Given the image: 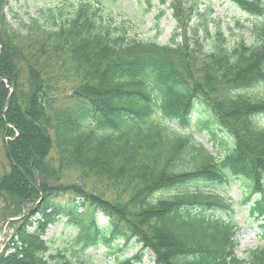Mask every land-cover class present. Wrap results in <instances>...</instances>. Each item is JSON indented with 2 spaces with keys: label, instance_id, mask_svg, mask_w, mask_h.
<instances>
[{
  "label": "trees",
  "instance_id": "trees-1",
  "mask_svg": "<svg viewBox=\"0 0 264 264\" xmlns=\"http://www.w3.org/2000/svg\"><path fill=\"white\" fill-rule=\"evenodd\" d=\"M157 1L179 23L190 10L205 52L186 36L134 38L90 3L9 19L0 0V220L18 217L0 264H52L45 235L63 217L80 252L139 245L113 264H143L146 251L152 264H264V0H228L258 20L250 42L232 43L196 0ZM191 127L226 138L224 155ZM231 178L261 219L263 244L246 259L234 209L213 191Z\"/></svg>",
  "mask_w": 264,
  "mask_h": 264
},
{
  "label": "rangeland",
  "instance_id": "rangeland-1",
  "mask_svg": "<svg viewBox=\"0 0 264 264\" xmlns=\"http://www.w3.org/2000/svg\"><path fill=\"white\" fill-rule=\"evenodd\" d=\"M80 2L90 3L98 7L105 21L120 26L134 38L169 43L174 38L182 41L186 36L190 39L191 44H195V39L198 40L199 50L202 53L208 48V43L202 38L201 31L197 30L199 23L196 21V17L192 16L190 10L185 11L181 14V22H177L169 2L161 5L157 0H7V4L3 6V11L9 19L12 17V13L26 17L28 14H35L37 8L43 7L65 6L66 12H70L73 9L72 6ZM196 2L198 3V12L209 24L210 32L220 29L230 43L239 37L246 38L248 42L252 40L249 28L258 21L256 17L241 11L228 0H196ZM185 7L188 8L189 6L185 5ZM193 30H195V34ZM262 91H264V87L258 89V92ZM262 121L264 122V117ZM189 130L193 140L202 144L218 157L223 156L226 152L228 147L226 138L222 139L224 143L220 145L213 142L206 131H199L193 127ZM3 168H8V160L0 143V170ZM213 191L224 202L231 204L234 209L232 216L237 224L236 238L238 240L235 254L239 258L246 259L248 252L263 244V240L262 229L260 228L261 219L257 220L248 206L241 201L244 193V182L239 178H231L228 184L218 186ZM60 203L65 204L64 199ZM81 211L79 210L77 215L81 214ZM81 217L77 216L76 220L82 219L85 222L86 219ZM97 220L101 225L105 223V219L101 215H98ZM10 222H1L0 220V252L3 251L6 241L10 238L14 228L12 226L18 221L11 224ZM76 231V223L68 221L66 217L48 227L45 239L48 241L49 253L54 255L52 264H64L65 261L69 264H113L114 256H130L138 250L139 245L132 243L122 247L114 254L108 253L104 245L80 252L73 241ZM151 256L152 254L146 251L142 263L152 264Z\"/></svg>",
  "mask_w": 264,
  "mask_h": 264
},
{
  "label": "water",
  "instance_id": "water-1",
  "mask_svg": "<svg viewBox=\"0 0 264 264\" xmlns=\"http://www.w3.org/2000/svg\"><path fill=\"white\" fill-rule=\"evenodd\" d=\"M12 220H14V218H6V219H4V220H2V221H6V222H8V221H12ZM1 221V222H2Z\"/></svg>",
  "mask_w": 264,
  "mask_h": 264
}]
</instances>
